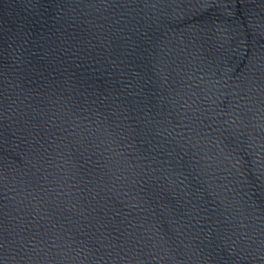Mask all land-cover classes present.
Returning <instances> with one entry per match:
<instances>
[{
	"label": "water",
	"instance_id": "water-1",
	"mask_svg": "<svg viewBox=\"0 0 264 264\" xmlns=\"http://www.w3.org/2000/svg\"><path fill=\"white\" fill-rule=\"evenodd\" d=\"M0 264H264V0H0Z\"/></svg>",
	"mask_w": 264,
	"mask_h": 264
}]
</instances>
